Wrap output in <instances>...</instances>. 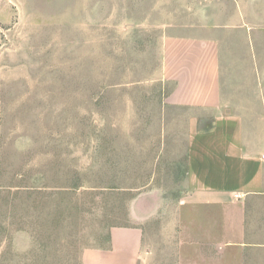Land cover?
<instances>
[{
    "label": "rangeland",
    "instance_id": "374dc122",
    "mask_svg": "<svg viewBox=\"0 0 264 264\" xmlns=\"http://www.w3.org/2000/svg\"><path fill=\"white\" fill-rule=\"evenodd\" d=\"M204 30L259 133L264 0H0V264H83L131 228L136 264H264V194L249 245L224 249L220 210L181 203L189 132L212 119L165 102L161 47Z\"/></svg>",
    "mask_w": 264,
    "mask_h": 264
},
{
    "label": "crops",
    "instance_id": "0c3cea01",
    "mask_svg": "<svg viewBox=\"0 0 264 264\" xmlns=\"http://www.w3.org/2000/svg\"><path fill=\"white\" fill-rule=\"evenodd\" d=\"M222 59L219 39L209 30L197 36H170L161 47L158 73L171 87L168 105L199 113L191 118L200 123L212 119L203 130L197 129L196 121L189 132L181 203L186 209L201 208L203 216L213 208L220 210L216 243L224 249L249 245L247 205L264 194V128L256 134L250 123L254 115L249 104L258 103L257 98L240 90L233 99ZM257 85L256 80L253 85L239 84ZM136 230L125 232V241L111 250L85 251L83 264H136L141 238Z\"/></svg>",
    "mask_w": 264,
    "mask_h": 264
}]
</instances>
